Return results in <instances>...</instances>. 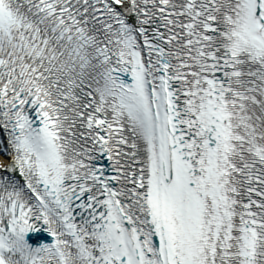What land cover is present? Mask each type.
Returning a JSON list of instances; mask_svg holds the SVG:
<instances>
[{"label": "snow or ice", "instance_id": "6c2138e0", "mask_svg": "<svg viewBox=\"0 0 264 264\" xmlns=\"http://www.w3.org/2000/svg\"><path fill=\"white\" fill-rule=\"evenodd\" d=\"M0 264H264V0H0Z\"/></svg>", "mask_w": 264, "mask_h": 264}]
</instances>
